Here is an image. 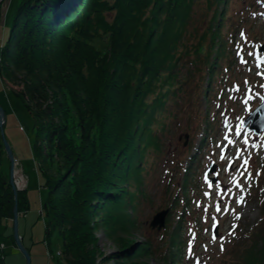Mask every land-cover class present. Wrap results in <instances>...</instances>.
I'll return each mask as SVG.
<instances>
[{
	"label": "trees",
	"instance_id": "trees-1",
	"mask_svg": "<svg viewBox=\"0 0 264 264\" xmlns=\"http://www.w3.org/2000/svg\"><path fill=\"white\" fill-rule=\"evenodd\" d=\"M199 3L205 4L208 21L193 28ZM226 4V0H22L16 8L0 50V77L22 87L12 91L34 119V150L56 167V178L45 176L48 192L42 213L47 238L61 232L67 253L74 257L70 264H96L89 249L99 226L96 217L102 223L109 210L120 207L125 212L127 204L137 210L142 173L151 155L162 152L164 117L193 73L209 76L215 69ZM102 32L110 39L111 52L92 59L97 56L92 41ZM33 79L49 85L45 89ZM48 89L58 96L52 104L44 95ZM4 152L0 131V158ZM25 193L18 194L19 212L30 206ZM190 201L170 236L179 233ZM259 201L262 218L245 232L251 240L242 241L243 249L238 243L236 264H264V198ZM14 204L12 186L0 171V264H5L1 232L13 218ZM127 242L116 257L122 259L118 264H148L143 259L155 256L152 244L138 248L133 240ZM171 252L162 257L165 264L177 258ZM174 262L178 264V258Z\"/></svg>",
	"mask_w": 264,
	"mask_h": 264
},
{
	"label": "rangeland",
	"instance_id": "rangeland-1",
	"mask_svg": "<svg viewBox=\"0 0 264 264\" xmlns=\"http://www.w3.org/2000/svg\"><path fill=\"white\" fill-rule=\"evenodd\" d=\"M21 1L4 0L0 4V50L9 37L10 26ZM226 1L222 46L215 69L209 76L193 73L191 81L179 100L177 99L178 103L164 117L166 130L162 133V152L156 151L151 155L149 166L146 165L147 171H143L141 176L142 192L136 193V189L132 188L136 193V200H141L137 210L133 212L130 204H127L126 216L119 207L109 210L102 223L96 217L99 226L93 230L94 239L89 248L96 264H118L120 259L116 257L119 253L121 255L120 250L128 240H133L138 248L145 243H152L155 256L142 258L148 264H165V258L162 257H165L167 251L169 254L170 251L176 253L178 264H236L235 253L245 245H242V241L251 240L245 232H249L262 218L259 200L264 197V133L257 136L248 128L241 131V121L244 122L264 97V87H261L264 85V77L257 74L264 73V53L258 52V48L264 46V0ZM205 7L202 3L196 6L192 27L205 26L208 21L203 13ZM221 9L219 7V12ZM92 47L98 56L95 55L92 59H100L109 54L111 42L107 34L102 32L93 39ZM250 52L252 55H249ZM237 53H240L239 57ZM241 56L247 63H241ZM258 64L260 67H257ZM92 72L97 73L93 68ZM186 72L184 70L182 73ZM36 81L42 83L44 88L45 84L49 85L46 81ZM206 85L209 92H205L202 98L203 86ZM237 87L239 91L236 90ZM21 89V86L10 84L0 77V106L5 112L2 128L12 152L11 162L4 145L0 171L10 183L13 170V185L10 184L16 190L19 180L14 178L15 171L20 178L23 177L21 182H26L27 187L23 191H26L30 206L26 213L23 210L20 215L18 231L24 238L23 246L30 254L31 264H70L74 257L67 253L61 232H55L49 238L46 236L47 222L42 214L48 192L45 188V176L48 174L56 178V167L40 159L34 150V119L25 109L23 101L12 91ZM55 93L56 90L45 91L49 104L58 97ZM249 96L251 99H248ZM245 100L247 104L244 103ZM237 129L240 130V136L236 135ZM204 133L208 137L207 146L202 153H197L198 149L204 147ZM225 136L234 143L229 144ZM245 139L247 144L244 143ZM193 152L197 155L192 167L188 168L190 174L186 176L187 186L193 185L188 188L189 192H183L185 168L189 165L188 159ZM221 154L225 159H221ZM244 159L248 160L246 172L241 168ZM229 161H233L231 169ZM213 163L217 165L216 173L211 175L217 177L214 184L209 179L208 182L205 181V173ZM209 182L212 187H209ZM237 183L240 187L236 186ZM187 193V199L191 200L188 209L190 214L182 222L178 233L180 237L175 240L176 245L169 249L173 237L170 235L179 221ZM205 193L209 195L205 196ZM177 196L178 200L173 204ZM241 197L243 202L238 203ZM217 205L221 208L219 212L216 211ZM166 210L174 213L167 215L164 228L160 231L158 228H151L154 216ZM131 215L133 224L126 227V219ZM213 217L216 220L215 228ZM105 219L112 225L108 226ZM216 228L218 231L213 240ZM3 232L6 236H3L2 243L7 242V245L1 248H4L2 251L5 250L6 264H27L17 243L8 241L14 233L13 220H8ZM238 243L242 246L236 249ZM133 263L134 261L126 264Z\"/></svg>",
	"mask_w": 264,
	"mask_h": 264
},
{
	"label": "water",
	"instance_id": "water-1",
	"mask_svg": "<svg viewBox=\"0 0 264 264\" xmlns=\"http://www.w3.org/2000/svg\"><path fill=\"white\" fill-rule=\"evenodd\" d=\"M263 49L264 48H262V50ZM1 120H3V122L5 123V112L0 106V121ZM250 123H251L250 129L255 131L257 134H261L262 131H264V101L259 107L256 108L255 111L252 112L250 117L246 120L245 126H247ZM0 127H1V125H0ZM1 135H2V139H3L4 145H5L6 151H7L8 155L11 159V162H12V152H11V149L9 147V144L6 142V140L4 138L3 128L1 129ZM213 170H214V167L210 172H212ZM12 174H13V170H11V178H10V183L13 185ZM13 190L15 192V196L17 199L18 192L14 187H13ZM167 214H168L167 210L157 213L151 222V227L154 229L158 228L159 231L162 228H164ZM13 222H14V233H15L14 236L16 239V243H17L20 251L25 255V257L27 259V264H31L30 254L28 253L27 249L23 246V244L19 240L17 212H15V217H14Z\"/></svg>",
	"mask_w": 264,
	"mask_h": 264
},
{
	"label": "bare ground",
	"instance_id": "bare-ground-1",
	"mask_svg": "<svg viewBox=\"0 0 264 264\" xmlns=\"http://www.w3.org/2000/svg\"><path fill=\"white\" fill-rule=\"evenodd\" d=\"M0 2H1V0H0ZM7 39H8V38H7ZM6 42H7V40L5 41V43H6ZM5 43H4V44H5ZM3 123H4L3 120H1V121H0V125H1V127H0V131H1V129H2V126L4 125ZM2 124H3V125H2ZM16 177H17L18 180L20 181V182L18 181V182L16 183V185L18 186V187H17V192H18V194H19V192L25 190L27 186H26V182H24V183L21 182V181H23V177L20 178V176L18 175V173L15 171V173H14V178H15V180H16ZM19 188L22 189V190H20ZM12 189H13V188H12ZM18 189H19V190H18ZM13 192H14V190H13ZM14 199H15V204H14V208H13V218H12L11 220H14L15 212H17L18 226H19V221H20V218H21L20 215L22 214V212H19V208H18V195H17V199H16L15 192H14ZM128 202L130 203V201H128ZM43 206H44V203H43ZM43 206H42V207H43ZM98 210H99V209H97V210H95V211H96L97 213H99V212L102 213L101 210H100L99 212H98ZM24 213H26V212L24 211ZM173 213H174V211L170 210V211H168V214H167V215H170V216H171V215H173ZM42 214H43V213H42ZM170 218H171V217H170ZM126 220H127V222H126V225H125V226H126V227H131L132 224H133V221H134L133 217H132V216H129V217H127ZM167 220H168V219H167ZM45 221H46V220H45ZM122 222H123V221H122ZM7 223H8V221L6 222V225H7ZM46 227H47V226H46ZM46 227H45V232H46V229H47ZM1 234H2V238H3L4 235L6 236V233H4V232H1ZM7 234H8V233H7ZM14 234H15V233H13V235H11V236L9 235L11 238H10L9 236H7V237H9V240H8V241H11L12 243H15V244H16V239H15ZM18 234H19V240H20V242L23 244L24 238H23L22 235H20V233H18ZM46 236H47V232H46ZM177 238H178V234L173 235V237H172L173 240L171 241L172 244H170L171 247L176 245V244H175V240H176ZM145 244H148V245H149V244H152V243H151V242H148V243H145ZM3 245L6 246V245H7V242H4V244H3V243L1 244V246H3ZM172 248H173V247H172ZM3 249H4V248H3ZM3 249H2V250H3ZM152 249H153V246H152ZM4 251H5V250H4ZM171 253H172V252H171ZM130 257H131V255H130ZM3 258H4V260H5L4 262H5V264H6V254L3 255ZM120 262H121V259H120Z\"/></svg>",
	"mask_w": 264,
	"mask_h": 264
},
{
	"label": "snow or ice",
	"instance_id": "snow-or-ice-1",
	"mask_svg": "<svg viewBox=\"0 0 264 264\" xmlns=\"http://www.w3.org/2000/svg\"><path fill=\"white\" fill-rule=\"evenodd\" d=\"M242 35H243V34H242ZM237 55L240 56V53H237ZM249 55H252V53L250 52ZM241 63H247V61L244 60L242 56H241ZM262 63H264V62H262ZM257 67H260V64H258ZM257 74H258V75H261L262 77H264V73H260V72H258ZM245 83H247V81H245ZM261 87H264V85H261ZM236 90L239 91L240 89L237 87ZM249 91H251V90L249 89ZM248 99H251V97L249 96ZM244 103L247 104V100H245ZM241 126H243V121H241ZM240 134H241V133H240V130L237 129V130H236V135H237V136H240ZM225 140H228V143H229V144H233V143H234V141L229 140L227 136H225ZM244 143L247 144V139L244 140ZM237 158H239V150H238V152H237ZM221 159H222V160L225 159V157H224L223 154H221ZM232 164H233V161H229V169H231ZM247 166H248V160H247V159H244L243 162H242V164H241V168H243V169L245 170V172L247 171ZM243 174H244V173H241V175H243ZM248 175H249V179H251V174L249 173ZM205 181L208 182V176H207V174H205ZM236 186H237V187H240L239 183H237ZM209 187H212V184H211L210 182H209ZM217 187H219V185H217ZM229 191H230V190H229ZM207 195H209V194H208V193H205V196H207ZM237 202H238V203L243 202V198L241 197L240 200H238ZM198 206H199V205H198ZM225 210H227V208H226ZM205 211H207V210H205ZM216 211H217V212L221 211V208H220L219 205L216 206ZM237 218H239V217H237ZM213 222H214V223H213V227L215 228V227H216V220H215V217H213ZM212 239H213V240L216 239V235H215V234H213ZM223 250H224V249H223V245H221V251H223Z\"/></svg>",
	"mask_w": 264,
	"mask_h": 264
}]
</instances>
